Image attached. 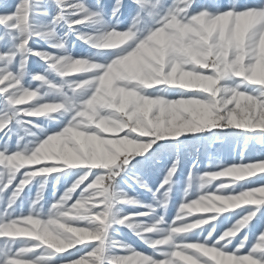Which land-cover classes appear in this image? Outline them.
I'll use <instances>...</instances> for the list:
<instances>
[{
    "label": "snow or ice",
    "instance_id": "snow-or-ice-1",
    "mask_svg": "<svg viewBox=\"0 0 264 264\" xmlns=\"http://www.w3.org/2000/svg\"><path fill=\"white\" fill-rule=\"evenodd\" d=\"M0 264H264V0H0Z\"/></svg>",
    "mask_w": 264,
    "mask_h": 264
},
{
    "label": "rangeland",
    "instance_id": "rangeland-1",
    "mask_svg": "<svg viewBox=\"0 0 264 264\" xmlns=\"http://www.w3.org/2000/svg\"><path fill=\"white\" fill-rule=\"evenodd\" d=\"M254 148H259V146L258 145H256V146H254ZM225 179H227V178H225ZM70 182V181H69ZM63 180L61 181V191L63 190ZM57 194H59V193H57ZM51 195H52V187H51V185H49L48 186V189H47V191H46V197H48V198H50L51 197Z\"/></svg>",
    "mask_w": 264,
    "mask_h": 264
}]
</instances>
